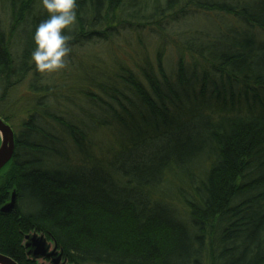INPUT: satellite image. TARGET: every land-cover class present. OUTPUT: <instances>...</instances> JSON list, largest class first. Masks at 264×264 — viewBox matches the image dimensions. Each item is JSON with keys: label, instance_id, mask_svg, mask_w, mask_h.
Returning <instances> with one entry per match:
<instances>
[{"label": "trees", "instance_id": "1", "mask_svg": "<svg viewBox=\"0 0 264 264\" xmlns=\"http://www.w3.org/2000/svg\"><path fill=\"white\" fill-rule=\"evenodd\" d=\"M2 11L0 118L15 150L0 209L13 191L15 204L0 212V254L38 264L24 247L37 233L67 264H264V0H77L62 78L31 61L39 0ZM199 14L228 22L160 39L153 57L143 41L125 58L76 52L113 43L114 25L138 39ZM29 74L34 104L15 130L8 94Z\"/></svg>", "mask_w": 264, "mask_h": 264}, {"label": "rangeland", "instance_id": "2", "mask_svg": "<svg viewBox=\"0 0 264 264\" xmlns=\"http://www.w3.org/2000/svg\"><path fill=\"white\" fill-rule=\"evenodd\" d=\"M1 13V18L4 21L3 24H5V15L2 12ZM228 22L227 19L221 18L220 16H209V15H197L194 18L191 19H183L179 20L177 23H166L164 22V28L162 32L160 33V36H154L153 35H148L146 36L143 34L141 38L136 39L134 35L129 33V31H126L128 26L125 27H119V25H114L110 31H117L116 33L120 34L117 37H112V42L110 43L109 41L107 42V45L97 43L96 45H90V44H85L76 50L79 56H82L84 54H89L88 57H92L93 55L101 57V59L108 60L107 57L111 55H118L124 57L125 51L129 50L130 48H134L137 46L138 41H143L145 43V48L146 52L150 57H153L154 53L156 50L160 47L159 43H162L160 39H165L166 41H170V39H181L184 33L187 35L189 31H195L197 30H213V25L214 26H219L222 23ZM122 28H124L122 30ZM104 30V28H102ZM119 31V32H118ZM109 39V38H108ZM171 43V42H170ZM110 52V53H108ZM133 54V52H132ZM175 54H174V49L172 45L169 43H166L165 51L163 54V62L165 64L166 69H172L175 63ZM125 58V57H124ZM55 74V73H54ZM54 74L48 75V77H54ZM64 73L62 71H59L56 73V77L58 78ZM31 74H29L22 83H20L18 86L14 87L11 89L9 92V97L8 99L10 101H16L18 100V106L14 108L16 116L11 120L13 128L15 130H18L21 127V123L24 118H26V113L27 111L31 110V107L34 104V95L30 93L29 91V84L31 82ZM8 100V101H9ZM49 242V241H48ZM52 249V246H51ZM50 249V250H51ZM62 263L64 262V258L62 257L61 259ZM38 264H51L50 262L46 260H39L37 261ZM67 264V262L65 263Z\"/></svg>", "mask_w": 264, "mask_h": 264}, {"label": "clouds", "instance_id": "3", "mask_svg": "<svg viewBox=\"0 0 264 264\" xmlns=\"http://www.w3.org/2000/svg\"><path fill=\"white\" fill-rule=\"evenodd\" d=\"M39 3L47 19L35 29L31 61L38 73L51 75L68 68L71 47L66 32L76 25L77 0H39Z\"/></svg>", "mask_w": 264, "mask_h": 264}, {"label": "water", "instance_id": "4", "mask_svg": "<svg viewBox=\"0 0 264 264\" xmlns=\"http://www.w3.org/2000/svg\"><path fill=\"white\" fill-rule=\"evenodd\" d=\"M15 150L14 134L11 127L0 118V170H2L13 158ZM15 204V192L10 196V201L0 209L2 214H9ZM52 246V249H51ZM24 247L27 257L32 261L49 259L51 264L62 263V251L57 249L54 242L46 239L43 234L31 233L24 237ZM51 249V250H50ZM0 264H18L11 258L0 254Z\"/></svg>", "mask_w": 264, "mask_h": 264}, {"label": "flooded vegetation", "instance_id": "5", "mask_svg": "<svg viewBox=\"0 0 264 264\" xmlns=\"http://www.w3.org/2000/svg\"><path fill=\"white\" fill-rule=\"evenodd\" d=\"M46 261H48V262H50V260L49 259H45ZM51 263V262H50Z\"/></svg>", "mask_w": 264, "mask_h": 264}]
</instances>
